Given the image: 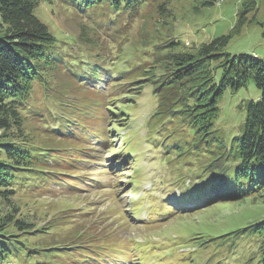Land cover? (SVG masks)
<instances>
[{"label": "trees", "instance_id": "obj_1", "mask_svg": "<svg viewBox=\"0 0 264 264\" xmlns=\"http://www.w3.org/2000/svg\"><path fill=\"white\" fill-rule=\"evenodd\" d=\"M42 1L0 0V200L8 204L12 198L15 199L16 194L53 193L71 189L73 192L70 194L75 195V191L81 188V180L85 178L80 175L86 170L84 166L98 164L95 163L96 159H92L96 158L95 153L98 151L95 146L106 145L107 138L113 137V126H123L126 116L136 117L135 110L120 109V113H116L114 107L120 101L111 91L88 88L90 82L108 83L112 78L110 73L117 70V77L124 78L112 79L116 83L114 87L122 92L127 87V94H135L136 89L131 85V80H142L140 73L130 72L128 68L120 70L122 64L115 60L112 67L107 64L108 48L122 39L127 31L112 30L113 43L106 46L96 29L98 20L93 16L88 25L81 23V31L76 39L84 46V50L72 55L69 49L65 52L62 50L63 47L58 44L48 26L35 14ZM60 1L72 5L71 0ZM216 1L205 3L214 4ZM96 2L110 3L126 10L127 7L136 9L138 5H145L147 0H75V6L82 3L91 6ZM243 7L245 11H252L256 3L254 0H243ZM167 12L162 1L158 5V14L162 17L159 23L167 24L163 18L169 17ZM131 17L137 18L138 10ZM246 18L242 17L229 34L213 38L192 50L184 49L180 42L175 43L174 40L167 41L165 45L158 43L153 53L160 54L154 69L155 78L147 73L150 67L146 65L150 60L144 59V54L140 55L142 64L137 66H145L143 76L148 82L157 80L159 85L171 90L169 101L158 105L159 121L165 117H171L170 122L181 120L175 134L188 133L192 136L190 142L184 138L178 139L172 148L176 146L183 149L181 144L187 146L188 149L180 152L179 157L192 153H197V157L203 155L207 159L204 167L212 182L220 181L215 191H205L203 199L207 202L227 198L230 204L234 200L252 196L251 193L257 188H264V59L249 54L232 57L225 51L234 33H239L246 23ZM262 26L264 28V22ZM141 51L147 53L149 50L142 48ZM62 74L65 80L61 78ZM250 78H254L256 85L263 89L261 97L248 101L246 109H241L245 112V119L239 133L230 139L218 136L215 125L222 112L221 99L227 91L246 87ZM38 88L39 95L36 93ZM40 95L47 115L37 110L35 97ZM70 95L72 100H69ZM122 113L125 115L122 116ZM116 116L122 118L115 119ZM31 122L38 125L37 132L47 136L48 141L44 143L50 145L57 134L59 142L67 144L63 147L68 148L49 147L46 152L40 151L48 146L35 139V133H31L28 128ZM111 122L113 126L109 129L106 123ZM148 126L150 129L153 123ZM109 153L112 155L115 152ZM123 155L120 154L123 157L121 161L117 156L112 159L114 169H125L123 164L129 160L127 155ZM93 180L95 185L98 184V181ZM116 185L120 188L122 184L117 181ZM204 207L207 206L199 204L191 209L197 211ZM10 209L6 215L0 216V264H22L21 261H25V264H131L134 260L129 244H121L120 240L113 242L110 239L111 232L98 234L101 230H89V233L79 230L75 236L56 230L44 232V227H35L21 217L16 206L10 205ZM207 232L203 228L198 233L199 239L203 240L205 235L209 237L204 239L202 246L213 242L221 247L216 250L217 254H222L226 248L227 259L230 258L229 253L232 257H241L233 241L223 239L225 233L214 238L211 237L214 233ZM230 233L243 236L241 240L249 239L248 257L251 264H264V219ZM28 235L32 237L29 239H34L33 245L29 244V239L25 241L19 239L22 237L17 238ZM212 238L214 241L207 242ZM54 240L63 245V251L59 252L57 247L50 245ZM186 244L191 245L189 240ZM143 252L141 256L145 259L146 254ZM194 253L185 252L190 256ZM43 256L48 261L38 262L43 260ZM181 256L182 253H175L169 264H181ZM197 260L202 263L207 259L199 257Z\"/></svg>", "mask_w": 264, "mask_h": 264}, {"label": "rangeland", "instance_id": "obj_2", "mask_svg": "<svg viewBox=\"0 0 264 264\" xmlns=\"http://www.w3.org/2000/svg\"><path fill=\"white\" fill-rule=\"evenodd\" d=\"M162 1L165 2L169 15V17H163L167 20L165 21L167 23L165 25L158 22L161 17L158 14V5ZM206 1L209 0H152L143 10V17L136 20V22H129L130 19L126 21L124 15L119 14V25L116 29H122L127 24L125 29L127 34L124 37L123 43L119 44V49L122 47L120 52L114 55L115 53L112 50L111 59L116 60L117 63L125 61L120 70L124 69L125 65H129L126 61H129L135 67L138 65V58L142 54V48L153 52L156 50L158 43L165 44L170 39L178 40L180 41V45H184V49L192 50L203 43L210 42L213 38L229 34L242 17H247L246 23L242 26L239 33H234L233 38L229 40V43L225 47V51L232 57L240 54H249L264 59V28L262 26L264 22V0H254L256 8L252 11H245L243 0H217L214 4H207L205 3ZM71 3L72 5L67 7L61 4L59 0H44L36 8L35 14L48 26L58 44L63 47L62 50L65 52L69 49L73 55L79 50H84V46L76 41L81 31V23H84V21L93 16H96L97 20L106 21L110 15L114 16L116 12L109 11L108 5L104 2H96L91 6H87L84 3L80 4V6H75V0H71ZM74 10H78V12ZM79 14L85 18H80ZM164 19L161 20L163 21ZM91 35L92 33L89 31V36ZM102 36L109 41L113 38L111 32L108 31H104ZM114 50L116 49L114 48ZM152 61H154L153 65L150 66L147 73L150 74L151 78H155L154 69L157 65V60L153 59ZM60 76L65 80L63 74ZM123 78L120 79L123 80ZM140 78L142 80L138 82L131 80V85H134L133 88L136 89L134 90L136 91L135 94H127V87L124 88L123 92L119 88L114 87L116 83L112 78L108 80L107 84L104 82H90L89 84L91 85L88 88L95 91L113 90L112 92L117 95L116 99L120 101L114 107L117 114L120 113V109L135 110L140 113L143 119L148 120L153 114L154 109L157 111L158 104H163V101L165 103L169 101L168 98L171 96V90L168 91L162 86L157 87V80L152 83V86L148 87L146 85L148 80L143 76V73L140 74ZM58 80L61 79L58 78ZM108 85L109 88L107 89ZM262 90V88L256 85L254 78H250L246 87L238 91H227L225 93L220 101L222 112L215 125L218 129V136L230 139L239 133V128L245 119V112L241 111V109H246L245 106L248 101L258 100L261 97ZM39 91L40 88L36 92L38 95ZM123 93H126V96L121 98ZM153 94L156 95V100ZM41 97L42 95L35 97V101L38 104L37 110L43 111L47 115L46 108L41 102ZM72 98V95H70L69 100H72ZM121 115L125 114L122 113ZM122 116L119 118L116 116L117 118L115 119H121ZM126 119V121L123 120L122 122L123 126L120 125L119 127L113 126L112 122L106 123L109 129L112 126L115 129L113 130V135H111L113 137L107 138L106 145L95 146V149L98 151L95 153L96 158L92 157V159H96L95 163L98 164L89 163L86 167L84 166L86 170L80 175H84L85 178L81 180V188L75 191V195L70 194L73 192L71 189L57 190L53 191V193L48 192L50 194L45 192L16 194L15 199L12 198L10 204L0 200V216L6 215L11 211L10 205H14L18 208L21 217L27 219L28 223L34 224L35 227H44V232L56 230L61 234L69 233L75 236L79 230H85L89 233V230L95 229L96 231L101 230L98 234L111 232L112 236L110 239L113 242L120 240L122 241L121 244L125 245H127V238L137 239L140 236L155 238L160 240L157 245L148 244L143 246V249L147 251L143 253L150 260L152 258L159 259L167 256H170V259H174L175 254L172 253L171 248L175 246L173 237L176 236L179 239L178 243L180 245V252L182 253L180 257L182 264H251L252 262L248 257V250L250 248L249 239L241 240L243 236L230 232L248 227L254 221L264 219V189L257 188L255 192L251 193V195L253 194L252 196L234 200L230 204L227 198H217L210 205L209 202H205L203 206L208 205L207 207L197 211L189 210L188 213L177 215L165 224H155L151 225V227H145L132 223L130 218H128V212L124 210L126 205H128V194L125 195L124 191L130 185L129 181L133 172L127 168L114 169L111 163L115 155L109 153V151H116L122 146L121 144H119V148L117 146V137L121 134L122 129L130 133L132 121L128 122L129 118L127 116ZM155 120L157 119H153L151 122ZM28 128L31 133H35V139L48 146L39 149L40 151L46 152V149L49 147H58L62 150L68 148L63 147L67 146V144L59 142V135L57 134H55L56 139L51 140L50 145L44 143V141H48L47 136L37 132L38 125L36 123H29ZM162 129L161 127L160 131ZM145 133L144 128L139 130L136 147L142 144L146 135ZM165 135H169V137L165 139ZM61 137L62 139H67L64 136ZM180 138H184L187 142L192 140V136L188 133L175 134L172 128L163 131L160 137H157L155 140L148 139L147 137L145 139L159 148L160 144H157V141L168 143V141H177ZM145 146L143 145V148ZM182 148L184 150L188 149L184 144H182ZM183 149H178L174 146L172 150L167 152L158 150L157 152L151 151L148 154L151 158H156L159 154L164 153L167 166H163L158 171H155V167L153 166L155 164L151 162L152 165L148 166L149 175L146 174V180L144 179L145 181L141 184L142 190L138 193V196L146 194L147 183H150L148 181H153L154 186L157 184L156 175L153 174L155 172L158 173V176H166L167 182L170 183L168 186L169 193L178 196H182L183 194V182L192 186L199 180L196 177L205 176L199 166L200 159L204 158L203 155L197 158V153H192L186 158H178V154ZM145 151H147V148ZM167 154H169V158L166 157ZM169 164L170 167L168 166ZM228 166H231V164H228ZM181 171L183 174H180ZM189 172L194 173L189 174ZM92 179H96L95 181H98V184L95 185ZM174 179H177V181ZM117 181H122V185H119L120 188L116 185ZM85 184L92 186L88 187ZM210 189L214 190V185H210ZM187 197L185 196L184 199H187ZM146 208L147 205L140 214L141 218L147 217ZM64 209H71V211L64 212ZM55 217L56 219L52 221ZM193 223V226H189ZM211 224H214V226ZM203 228L206 234L208 233L207 231L214 233L213 235L211 234V237L214 236V238L225 233V238L223 239H231L233 245L238 247L236 252L241 257L235 258L229 253L228 256L230 258L227 259L226 253L228 250L226 248L223 249L222 254H217L216 250L221 247L218 244L210 242L211 240L214 241V238L207 241L210 243H206V246H202L201 244L205 241L204 239L209 238L205 235L203 240L199 239L200 235L198 233ZM197 229L198 231H196ZM17 238L28 241L32 237L28 235L17 236ZM188 240L191 245L186 244ZM33 243H35L34 239H29V244L33 245ZM58 243H60L58 240H54L50 245L57 247V250L61 252L63 251V245L61 243L58 245ZM199 245L201 246L198 248L197 246ZM195 251L198 254L194 253ZM185 252H192L194 254L190 256L185 254ZM199 257L210 260L209 262L204 261L199 263L197 260ZM45 261L47 262L48 258L43 256V260L38 262L44 263ZM21 263L25 264L26 262L21 261Z\"/></svg>", "mask_w": 264, "mask_h": 264}]
</instances>
